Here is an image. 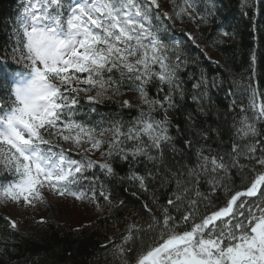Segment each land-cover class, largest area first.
Returning a JSON list of instances; mask_svg holds the SVG:
<instances>
[{"label": "snow or ice", "instance_id": "1", "mask_svg": "<svg viewBox=\"0 0 264 264\" xmlns=\"http://www.w3.org/2000/svg\"><path fill=\"white\" fill-rule=\"evenodd\" d=\"M170 3L172 13L162 11L159 0H19L11 57L7 49L0 56L5 93L0 97V203L35 207L51 193L102 211L98 201L111 205V194H105L102 181L97 192L95 169L114 178L110 161L143 159L156 167V175L130 171L129 180L147 190L146 180L159 176L169 187L174 182L175 190L158 214L144 205L151 216L146 226L129 224L119 243L110 238L104 245H115L118 264H128L125 258L134 252L132 264H264V93L247 85L249 103L240 105L228 127L229 141L218 146L226 151L192 138L177 149L170 113L178 109L177 95L185 97L181 73L188 59L181 42L167 35V21L174 15L207 24L219 9L216 0ZM247 6L242 0L241 9ZM219 35H231L226 25ZM152 84L156 92L150 96ZM207 86L202 73L191 85L192 100L203 104ZM122 87L138 93L147 106L126 130L122 120L93 121L94 107L81 118L82 100L91 106L108 93L120 94ZM228 94L236 95L231 89ZM122 107L133 105L124 100ZM229 107L234 111L235 101ZM176 131L182 134L179 125ZM193 135L207 141L206 133ZM168 148L180 156L171 165L165 159ZM96 152L102 160L90 158ZM5 219L17 229L15 220Z\"/></svg>", "mask_w": 264, "mask_h": 264}, {"label": "trees", "instance_id": "2", "mask_svg": "<svg viewBox=\"0 0 264 264\" xmlns=\"http://www.w3.org/2000/svg\"><path fill=\"white\" fill-rule=\"evenodd\" d=\"M159 2L162 11L172 13L170 0ZM180 2L182 3V0ZM241 2L242 0H216L219 12L216 18L210 19L207 24L199 20L193 22L187 17L180 20L174 15L167 21V35L181 42V52L188 59L187 68L181 73V78L186 82L185 97L181 99L177 95L178 109L170 113L173 121L170 134L178 137L175 143L177 149L183 147L184 139L192 138L197 145L206 143V146L213 149L226 151L218 146L229 141L228 127L232 118L239 114L240 105L247 106L249 103L251 89L247 88V85L251 84L264 93V0H247L248 6L243 10ZM18 4L19 0H0V56H3L4 50L7 49L9 58L11 57V48L14 46L11 25ZM200 10L204 11L203 2ZM222 25H226V30L231 35H219L218 28ZM202 73L208 81V95L203 104H199L192 100L195 93L191 85ZM190 76L194 78L189 79ZM233 80L238 81L239 86L234 85ZM147 87L149 95H154L156 85ZM230 89L236 95H229ZM4 95L0 87V97ZM84 95L81 93L82 97ZM124 100L130 101L133 107H122ZM233 101L236 104L234 111L229 107ZM81 102L84 105L82 119L87 118L90 107H94L95 112L90 114L93 121H98L101 117L105 122L122 120L125 122V130L139 115L140 110L147 111V106L141 103L138 93L129 91L127 87H122L118 95L106 94L100 102L91 106L84 100ZM189 114L193 117L191 121L187 119ZM176 125H179L182 134L177 133ZM194 133H206L207 141L205 142L202 135L195 136ZM90 158L102 160L99 152L91 154ZM165 159L171 165L180 160V156L174 155L168 148L165 149ZM110 162L115 167L116 177L105 178L98 168L95 172L100 177L96 190L100 191L102 181L105 194H111V205L100 199L98 203L102 211H96L94 204L86 203L91 214L85 220V216H78L79 220L74 222L70 218L68 221L65 213L57 218L45 212L46 208L39 206L35 221L20 226L17 223V229L12 230L5 219L9 218L4 210L6 207L0 204V264H118L112 255L115 245H104L109 244L110 238L119 243L129 224L146 226L151 216L144 205L147 204L153 213L158 214L161 206L166 204L168 197L175 190V183L169 187L157 176L155 179L146 180L147 190H144L140 188L138 181L129 180L128 176L130 171L142 176L151 172L155 176L157 169L152 163L143 159L122 162L119 158ZM235 182L236 190H239L241 178L237 176ZM206 190V186L201 189ZM225 198L221 189L219 199ZM121 201L123 206H120ZM46 202L48 200L45 199L44 203ZM53 205L47 204V208L53 209ZM41 217L45 223L39 222ZM145 239L148 237L145 236ZM135 254L134 252L132 257L125 258L128 264H132Z\"/></svg>", "mask_w": 264, "mask_h": 264}, {"label": "rangeland", "instance_id": "3", "mask_svg": "<svg viewBox=\"0 0 264 264\" xmlns=\"http://www.w3.org/2000/svg\"><path fill=\"white\" fill-rule=\"evenodd\" d=\"M91 155V154H90ZM45 199L48 200L46 203H37L35 207H28L25 208L23 205H15L11 202L8 203H0L4 204L6 207L5 212L11 220H15L18 225L29 224L31 221H35L37 217V209L41 207L46 208L45 212H48L51 216H56L57 218L62 214L65 213V218L69 221L70 218L72 221L79 220L78 216H85L83 220L86 219L88 215L91 214L90 209L88 208V204L81 203L73 199L72 197H64V198H57L53 197L50 193L45 194ZM47 204H54L53 209L48 207ZM60 213V214H59ZM63 215V214H62ZM70 216V217H68Z\"/></svg>", "mask_w": 264, "mask_h": 264}, {"label": "bare ground", "instance_id": "4", "mask_svg": "<svg viewBox=\"0 0 264 264\" xmlns=\"http://www.w3.org/2000/svg\"><path fill=\"white\" fill-rule=\"evenodd\" d=\"M218 29L220 30V27ZM174 39L178 40L177 38H174Z\"/></svg>", "mask_w": 264, "mask_h": 264}]
</instances>
